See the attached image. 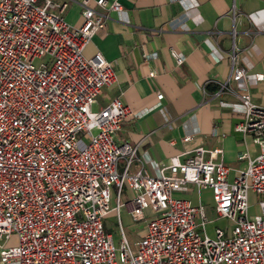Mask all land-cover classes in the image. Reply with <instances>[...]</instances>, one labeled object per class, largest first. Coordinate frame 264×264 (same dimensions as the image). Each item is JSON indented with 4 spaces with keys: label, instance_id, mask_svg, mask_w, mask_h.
I'll list each match as a JSON object with an SVG mask.
<instances>
[{
    "label": "built area",
    "instance_id": "obj_1",
    "mask_svg": "<svg viewBox=\"0 0 264 264\" xmlns=\"http://www.w3.org/2000/svg\"><path fill=\"white\" fill-rule=\"evenodd\" d=\"M72 5L78 26L65 19ZM112 11L128 21L118 0H0V264H264V106L247 89L239 94L235 129L260 150L240 152L247 162L232 175L221 149L203 146L171 157L156 176L141 164L131 171L137 148L116 134L133 110L120 95L95 106L116 74L101 53L84 54ZM230 58L217 94L231 81L264 79ZM124 185L134 191L132 220L145 224L133 241L121 222ZM187 186L210 190L214 218L201 200L175 195ZM112 211L117 244L103 224ZM215 218L226 223L209 234Z\"/></svg>",
    "mask_w": 264,
    "mask_h": 264
},
{
    "label": "crops",
    "instance_id": "obj_2",
    "mask_svg": "<svg viewBox=\"0 0 264 264\" xmlns=\"http://www.w3.org/2000/svg\"><path fill=\"white\" fill-rule=\"evenodd\" d=\"M118 1L128 21L110 12L84 54L101 53L116 74L115 82L102 89L95 106L120 95L133 110L116 134L118 141H128L137 148L130 170L141 164L156 176L171 157L183 159L182 153L196 146L221 149L217 157L230 167V175L244 167L247 159H239L240 152L254 157L260 148L249 134L235 129L241 113L234 106L244 89L255 103L264 106V79L231 81L218 94L217 90L230 73L232 53L247 73H264V0ZM65 19L80 25L79 7L70 6ZM172 50L184 56L181 65L176 64ZM151 52L156 56L145 57ZM157 92L162 98L156 97ZM117 168L122 171V160ZM123 189L122 225L123 218L129 229L139 224L143 235L145 224L134 222L130 215L134 191L127 186ZM175 195L193 203L201 200L208 215L215 217L210 190L198 194L195 187L187 186Z\"/></svg>",
    "mask_w": 264,
    "mask_h": 264
},
{
    "label": "rangeland",
    "instance_id": "obj_3",
    "mask_svg": "<svg viewBox=\"0 0 264 264\" xmlns=\"http://www.w3.org/2000/svg\"><path fill=\"white\" fill-rule=\"evenodd\" d=\"M121 160L122 159L119 160V163H118L119 166H120ZM113 187L115 188V186H113ZM123 187L125 188L126 186L124 185ZM122 192H125V190L123 189ZM203 196L207 197L208 194L205 192V193H203ZM249 204H250L249 205V214L250 215H253V214L259 212L258 196H257V194H255L252 191L249 193ZM225 223H226L225 220L220 219V218H215L214 222L209 223V225L207 226L209 234H211L210 229H211L212 226L218 225V226H222L223 227L225 225ZM103 224H104L105 232L112 233L114 242L117 244L118 238H119V230H118V227H117L118 224H117V222L115 220V216H114V214L112 212H110L104 218ZM123 227H124L125 234H126L127 238L130 241H133L135 238L141 237V235L139 233V229H140L141 226L139 224H135L133 229H129L127 227V225L125 224V220L123 218ZM197 231H200V230L198 229ZM12 242H15V236L14 235L12 236Z\"/></svg>",
    "mask_w": 264,
    "mask_h": 264
},
{
    "label": "trees",
    "instance_id": "obj_4",
    "mask_svg": "<svg viewBox=\"0 0 264 264\" xmlns=\"http://www.w3.org/2000/svg\"><path fill=\"white\" fill-rule=\"evenodd\" d=\"M214 88H215V89H218V87H216V86H215Z\"/></svg>",
    "mask_w": 264,
    "mask_h": 264
}]
</instances>
